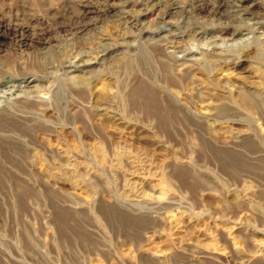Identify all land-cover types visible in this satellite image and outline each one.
<instances>
[{
    "label": "rangeland",
    "instance_id": "374dc122",
    "mask_svg": "<svg viewBox=\"0 0 264 264\" xmlns=\"http://www.w3.org/2000/svg\"><path fill=\"white\" fill-rule=\"evenodd\" d=\"M150 1L0 0V264H264V0Z\"/></svg>",
    "mask_w": 264,
    "mask_h": 264
},
{
    "label": "bare ground",
    "instance_id": "6f19581e",
    "mask_svg": "<svg viewBox=\"0 0 264 264\" xmlns=\"http://www.w3.org/2000/svg\"><path fill=\"white\" fill-rule=\"evenodd\" d=\"M164 1H166V0H156V2L152 3V5L157 4L158 2H161L163 5H165ZM189 1H190L189 5L191 6L197 0H189ZM150 2H153V0H151ZM167 4H170V3H167ZM214 13L217 16L221 15V10L219 9L217 4L214 5ZM252 13H253V11H252V9L249 8V5L242 6V8H240L239 13L237 14L239 17L238 16L237 17L241 23V27L238 28L235 33L231 34V38H230L231 40H236V37H238V36H242L247 32L253 33L254 31H257L263 27L264 20H261L259 18H257V19L248 18L249 15H251ZM245 19H248L250 21H246ZM164 23H167V22H164ZM145 31L148 33V35L150 37H157L159 39H162L163 37H167L169 40L176 39L178 37V35L180 37H183L184 35L189 36L190 34H192L193 36H199L200 37L206 33V31L203 30L202 28H199V29L189 28V29H186L183 32H181V34H172L170 31V28H168L166 24H163L162 26H156V28H154L153 30H147L146 29ZM238 38L240 41L241 37H238ZM233 45H236V44H234V43L230 44V46H233ZM116 46L117 45L113 46L112 44H102V46H100V48L98 49L97 54L92 58H86L85 54H77L73 59H71L70 61L67 60L63 64L64 72L68 73V74L73 72V71L88 72L91 70V68H93L94 65L100 64L103 60H105V58L107 56L115 53L117 50H113V49ZM221 50L222 49H221L220 45H218L214 42H212L210 47H208L202 51H200V50L198 51L196 49H183L182 55L180 57H177V58H175V57L171 58L170 64H171V66L178 67V66L185 64L188 61L197 60L198 55H204L208 58H214V57L220 55ZM30 82H32V81H29V83ZM26 83L28 84V82H26ZM19 87H21L20 84L17 83L14 78L4 76V75H0V125L7 124V123L11 122L9 120V112L8 111H9V109L13 103L17 102L19 99H21L23 97Z\"/></svg>",
    "mask_w": 264,
    "mask_h": 264
}]
</instances>
